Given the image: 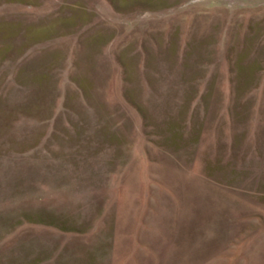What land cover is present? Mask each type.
Here are the masks:
<instances>
[{
	"label": "rangeland",
	"instance_id": "1",
	"mask_svg": "<svg viewBox=\"0 0 264 264\" xmlns=\"http://www.w3.org/2000/svg\"><path fill=\"white\" fill-rule=\"evenodd\" d=\"M0 264H264V0H0Z\"/></svg>",
	"mask_w": 264,
	"mask_h": 264
}]
</instances>
